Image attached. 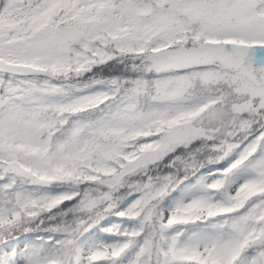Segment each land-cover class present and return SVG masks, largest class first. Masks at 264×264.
<instances>
[{
  "label": "snow or ice",
  "instance_id": "1",
  "mask_svg": "<svg viewBox=\"0 0 264 264\" xmlns=\"http://www.w3.org/2000/svg\"><path fill=\"white\" fill-rule=\"evenodd\" d=\"M0 264H264V0H0Z\"/></svg>",
  "mask_w": 264,
  "mask_h": 264
},
{
  "label": "rangeland",
  "instance_id": "2",
  "mask_svg": "<svg viewBox=\"0 0 264 264\" xmlns=\"http://www.w3.org/2000/svg\"><path fill=\"white\" fill-rule=\"evenodd\" d=\"M231 159H235V156H233ZM222 164L219 165V166H214V168L210 169V170H207V171H204V172H201V173H198L194 178H191L187 181L184 182L183 186L181 187L182 192L177 195V196H174L172 198H169L167 200V202L165 204H163V207L165 208V210H167L169 207L173 206L174 203L176 201H178L179 199L181 198H184L185 196V192L184 190L185 189H192L194 188L198 183L199 181L202 179V178H206L208 177V174L209 173H212V172H216L217 169H221V168H225L228 166V164L230 163V160H224V161H221ZM243 178V173H240L238 174V176L236 177V180L239 181ZM113 220H115L116 218H112ZM110 221H105L104 223L107 224L109 223ZM103 226V225H102ZM43 234V233H42ZM88 235H91V237L95 240H105V239H110V237H108L106 234H104L102 231H100V228H96V229H93L92 230V233L91 234H86V237Z\"/></svg>",
  "mask_w": 264,
  "mask_h": 264
},
{
  "label": "trees",
  "instance_id": "3",
  "mask_svg": "<svg viewBox=\"0 0 264 264\" xmlns=\"http://www.w3.org/2000/svg\"><path fill=\"white\" fill-rule=\"evenodd\" d=\"M209 156H212L213 159L215 158V154L211 153L209 151H205L204 153L201 154L200 161L203 164V167H201L200 169H203L206 167L207 164L212 163L209 161ZM178 175L180 177H183L185 175V173L183 171H181ZM192 177H193V175H189V178H192Z\"/></svg>",
  "mask_w": 264,
  "mask_h": 264
}]
</instances>
